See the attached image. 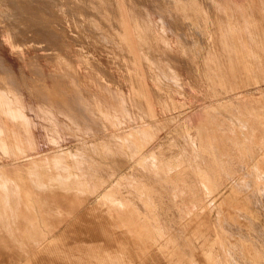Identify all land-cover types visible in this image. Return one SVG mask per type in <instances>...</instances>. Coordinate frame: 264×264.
<instances>
[{
	"label": "rangeland",
	"instance_id": "rangeland-1",
	"mask_svg": "<svg viewBox=\"0 0 264 264\" xmlns=\"http://www.w3.org/2000/svg\"><path fill=\"white\" fill-rule=\"evenodd\" d=\"M186 1L168 0L164 18L149 9L142 23L128 21L118 31L96 24L97 15L89 22L77 4L79 11L52 8L59 18L38 23L44 37H30L33 25L16 41L0 31V63L15 73L0 75L12 83L3 96L11 98L9 113L24 118L0 122L10 132L0 136V194L9 210L24 207L28 215L8 212L6 227L13 230L0 228V264H36L51 248H64L82 264H264V22L257 20L251 51L233 56L214 39L221 29L210 25L199 0ZM234 1L252 6L253 30L255 18L264 21L261 0ZM2 9L0 29L12 18ZM107 16L115 22L119 15ZM167 56L176 74L163 72ZM28 66L42 75H18ZM59 70L74 75H61V82L51 75ZM38 80L49 92L54 82L79 91L100 118L98 127L74 133L59 116L49 121L30 87ZM61 254L52 256L64 264Z\"/></svg>",
	"mask_w": 264,
	"mask_h": 264
},
{
	"label": "bare ground",
	"instance_id": "bare-ground-1",
	"mask_svg": "<svg viewBox=\"0 0 264 264\" xmlns=\"http://www.w3.org/2000/svg\"><path fill=\"white\" fill-rule=\"evenodd\" d=\"M190 1H196V0H187L186 2H190ZM48 2H52V5ZM261 5H260V8L262 9V14H263V17H264V0H261L260 1ZM49 4L51 5V9L56 6H62V5H66L68 6V9H70V12H72V8L74 7V5H81V7L83 9H81L80 7V11H82L81 13H84L85 16H87L89 22H91L92 20L95 21L96 19V15H97V18H99L96 22L99 23V26L103 27L106 29L107 26L111 27H116V30L117 28L120 30V29H127V26H128V21H131V22H136V20L139 22V23H142V20H143V16L145 17L146 15V11L147 10H152V11H156L160 14V18H164V16H166L167 14H165V8H170L169 6V3H168V0H117L115 2H111V0H0V7H2L4 9V11L9 14L12 18L10 19L9 17V22L5 23L7 25V27H2L1 26V29L0 31H5L7 34H10L9 32H12L13 33V36H14V39L16 41V36L15 34H18V36L20 35V37L18 39L21 40V36L23 35H30L31 34V29H33L32 27L34 26V30H33V35H30V37L32 36H40L41 37L45 34L44 31H40L41 30V27L38 28V23H39V26H41V23L43 22H48V16H50L52 14V17L53 15L55 14V11H54V14H53V9L52 11L48 12L47 14V9H49L48 7ZM76 5V8L77 9V6ZM199 5L203 8V14L205 13V10H206V19H208L210 21V25L213 26L215 23V27L216 29L215 30H220L219 33H216L217 36L215 35L214 39L216 41H218L219 43H225V46L227 49L231 50L232 53H236V55L234 54H230V55H233V56H237V53H242V56L244 55V53L247 52V48L249 49L250 48V51H251V44L253 41L256 42V44L258 43L257 40H256V35H258V38H259V32L261 30V28L258 26V23H257V20H259L258 22L259 23H263L264 21H262V19H256V23L254 22L255 24V28L254 30L252 29V27H250L248 25V23H250L254 17L256 16L255 15V11L253 10L252 6H250V4H246V3H240V2H236L234 0H228V1H224V0H199ZM48 6V7H46ZM169 6V7H168ZM227 6L228 8L230 9H235L236 11L234 12V14H231V13H228L224 10V7ZM47 8L46 9V13H45V10L43 8ZM174 7V6H173ZM2 9V11H3ZM73 8V10H75ZM78 10V9H77ZM84 10H86V13L83 12ZM170 10V9H169ZM250 10V11H249ZM79 11V10H78ZM74 12V11H73ZM167 12V11H166ZM27 13L26 17L25 18H22V16ZM76 13V11H75ZM74 13V14H75ZM80 13V12H79ZM165 15H163V14ZM176 13V12H175ZM186 13V12H185ZM59 14V13H58ZM73 14V15H74ZM107 14H112L114 16L116 15H119L117 16L115 22L111 21L112 19L109 18V16L106 17ZM248 14H250L251 17L253 18H250L248 16ZM172 15V14H171ZM237 15V17H236ZM239 15H242V21L243 23H240L239 19L240 16ZM39 16V17H38ZM111 16V15H110ZM149 16V15H148ZM156 16V15H155ZM169 16V15H168ZM51 17V16H50ZM49 17V18H50ZM53 18H59L58 15H54ZM115 18V17H114ZM167 18V17H166ZM171 18V17H169ZM239 18V19H238ZM152 19V18H151ZM149 18V20H151ZM264 19V18H263ZM51 20V19H50ZM149 20H146L148 21L149 23ZM254 20V21H255ZM60 21V20H59ZM167 21V20H166ZM169 21V20H168ZM167 21V22H168ZM158 22V20H157ZM53 23H55L53 21ZM61 23V22H60ZM64 23V22H63ZM101 23V25H100ZM155 23V22H154ZM164 23V22H163ZM171 23V22H170ZM179 23H180V20L178 21V27H176L175 29H179ZM187 23V22H186ZM84 24V23H83ZM137 24V22L135 23ZM161 24V23H160ZM173 24V23H172ZM208 24V23H207ZM230 24V25H229ZM5 25V26H6ZM33 25V26H32ZM50 25V23H49ZM124 25V26H123ZM141 25V24H140ZM150 25V23H149ZM189 25V24H188ZM232 25V27H231ZM47 26V24H46ZM63 26V25H61ZM85 26V25H83ZM123 26V28H122ZM142 26V25H141ZM140 26V27H141ZM166 26V25H165ZM168 26V24H167ZM170 26V25H169ZM174 26V25H173ZM183 26V24H182ZM181 26V29H183ZM209 26V25H208ZM48 27V26H47ZM161 27V26H160ZM175 27V26H174ZM258 27V28H257ZM99 28V27H98ZM112 28V27H111ZM111 28H110V31L108 32H111ZM150 28V27H149ZM171 28V27H170ZM190 28V27H189ZM56 29V27H55ZM64 29V28H63ZM62 29V31H64ZM94 29V28H93ZM133 29V28H132ZM135 29V28H134ZM187 29V27H186ZM43 30V29H42ZM45 30V29H44ZM53 30V29H51ZM61 30V29H60ZM66 30V29H65ZM129 30V29H128ZM153 30V29H152ZM167 30V29H165ZM173 29H171L170 31H172ZM31 31V32H30ZM106 31V30H105ZM118 31V30H117ZM202 31V30H201ZM30 32V34L28 33ZM46 32V31H45ZM52 32V31H51ZM60 32V31H59ZM101 32V31H100ZM126 32V31H125ZM177 32V30H176ZM11 33V34H12ZM54 33V32H52ZM103 33V32H102ZM128 33V32H127ZM178 33V32H177ZM193 33H194V30H193ZM197 33V32H196ZM64 34L66 35V31H64ZM63 34V36H64ZM112 36L113 33L111 32ZM110 34V35H111ZM121 34V33H120ZM123 34V33H122ZM126 34V33H125ZM156 34V33H155ZM195 34V33H194ZM46 35V34H45ZM69 35V34H68ZM67 35V36H68ZM91 35V33H90ZM197 35V34H196ZM4 36V35H3ZM73 36V35H71ZM177 36V35H176ZM200 36V34L198 35V37ZM29 37V38H30ZM44 37V36H43ZM66 37V36H65ZM115 37V36H114ZM135 37V36H134ZM150 37V36H149ZM187 37V36H186ZM220 37L222 38V40L220 39ZM1 38V36H0ZM4 38V37H3ZM24 38V36L22 37ZM28 38V39H29ZM39 38V37H38ZM48 38V37H47ZM61 38V37H60ZM116 38V37H115ZM133 38V37H132ZM180 38V37H179ZM200 38V37H199ZM7 39V38H6ZM10 39V38H9ZM13 41V37L11 38ZM10 39V40H11ZM42 39V38H41ZM45 39V38H44ZM69 36H68V40H69ZM150 39V38H149ZM181 39V38H180ZM2 40V39H1ZM0 40V41H1ZM40 40V39H39ZM47 40V39H46ZM72 40V37L71 39ZM12 41V42H13ZM25 41V39H24ZM146 41V40H145ZM158 41V40H157ZM53 42H56V41H53ZM84 42V41H83ZM123 42V41H122ZM135 42V41H134ZM201 42V41H200ZM202 42H204V40H202ZM201 42V43H202ZM19 43L21 44V41H19ZM22 43H23V40H22ZM26 42H24L25 44ZM52 43V42H51ZM158 43V42H157ZM156 43V44H157ZM50 44V42H49ZM62 44V43H61ZM72 44H75V40H74V43ZM150 44V43H149ZM185 44V43H184ZM239 45L240 48L239 51L236 52V49L235 51L233 50L232 51V47L233 45ZM51 45H55L54 44H51ZM57 45V43H56ZM78 45V44H77ZM129 45V44H128ZM141 45V44H140ZM159 45V43H158ZM192 45V44H191ZM218 45V44H217ZM46 46V45H45ZM61 46V45H60ZM69 46V45H68ZM113 46V45H112ZM130 46V45H129ZM148 46V45H147ZM193 46V45H192ZM213 46V45H212ZM232 46V47H231ZM2 47V46H1ZM55 47V46H54ZM66 47V45H65ZM190 47V46H189ZM214 47V46H213ZM235 47V46H234ZM47 48V47H46ZM56 48V47H55ZM60 49L59 45L56 49ZM70 48V47H69ZM135 48V47H134ZM225 48V47H224ZM8 49V48H7ZM51 49V48H50ZM58 49V50H59ZM64 49V48H63ZM66 49V48H65ZM160 49V48H159ZM216 49V47H215ZM218 49V48H217ZM262 49V48H261ZM46 50V49H45ZM48 50V49H47ZM62 50V49H61ZM172 50V49H171ZM35 51V50H34ZM84 51V50H83ZM155 51V50H154ZM153 51V52H154ZM215 51V50H214ZM219 51V50H217ZM16 52V50H15ZM27 52V51H26ZM61 51H59V54H60ZM67 52V51H66ZM80 52V51H79ZM220 52H224L223 50H221ZM25 53V52H24ZM62 55H63V52H61ZM88 53V52H87ZM152 53V52H151ZM169 53V52H168ZM18 54V53H17ZM28 54V53H27ZM48 54V53H47ZM50 54V53H49ZM66 54V53H65ZM74 54H75V50H74ZM149 54V53H148ZM213 54V53H212ZM211 52H210V56L212 55ZM221 54V53H220ZM51 55V54H50ZM68 54L64 55V56H67ZM156 55H160V54H156ZM171 57L172 55L169 54ZM203 55V54H202ZM224 55V54H223ZM91 56V54H90ZM93 56V55H92ZM152 57V55H150ZM175 56V55H174ZM201 56V55H200ZM232 56V57H233ZM33 57V56H32ZM176 57V56H175ZM174 57V58H175ZM50 58H52L50 56ZM67 58V57H66ZM83 58V57H82ZM157 58V57H156ZM159 58V57H158ZM169 57L167 56V59L165 60V62L163 61V64L165 63L166 67H164L163 65H161L162 67V70L163 72L166 71V73L170 74V75H173L175 72L173 70V68L171 67L172 65V62H171V58H170V61L168 59ZM173 58V57H172ZM177 58V57H176ZM175 58V59H176ZM69 59H71L69 57ZM218 59V58H216ZM34 60V59H33ZM65 60V59H64ZM76 60V59H75ZM84 60V59H83ZM97 60V59H96ZM220 60V59H219ZM1 61H2V58H1ZM5 61V59H4ZM17 61V60H16ZM35 61V60H34ZM67 61V60H66ZM72 62V60H69ZM91 61V60H90ZM176 61L179 62L178 58L176 59ZM36 62V61H35ZM104 62V61H103ZM158 62H160V60H158ZM174 62V61H173ZM2 63V62H1ZM0 63V75H15V73H13V69L11 70V68L9 67H6L5 65H2ZM69 63V62H68ZM96 63V62H95ZM137 63V62H136ZM175 63V62H174ZM183 63V62H182ZM182 63H180L182 65ZM188 63V62H187ZM25 64V63H24ZM74 64V63H73ZM93 64V63H92ZM104 64V63H103ZM27 65V64H26ZM75 65V64H74ZM97 65V64H96ZM185 65V64H184ZM9 66V65H8ZM14 66V65H13ZM64 66V65H63ZM6 67V68H5ZM15 67V66H14ZM21 67V62H20V66ZM29 67V66H28ZM27 67V68H28ZM41 67V66H40ZM106 67V66H105ZM156 67V66H155ZM164 67V68H163ZM174 67V66H173ZM22 68V67H21ZM63 68V67H62ZM61 68V69H62ZM79 68V67H78ZM77 68V69H78ZM96 68V67H94ZM102 68V67H101ZM184 68V67H182ZM193 67H190L189 66V69H191ZM29 70L25 71V69H20L18 72L19 74L18 75H42V71L43 69H39L38 67L36 66H31L28 68ZM15 70V69H14ZM74 70V69H72ZM160 70V69H159ZM180 70V68H179ZM186 70H187V67H186ZM192 70V69H191ZM13 71V72H12ZM102 71L103 69L101 70V74H102ZM161 71V70H160ZM188 71V70H187ZM190 71V70H189ZM17 72V71H16ZM46 72V70H45ZM80 72V71H79ZM78 72V73H79ZM104 73H106L105 71H103ZM191 72V71H190ZM44 73V72H43ZM48 72L45 73V75L47 74ZM94 73V72H93ZM17 74V73H16ZM83 74H86V73H82ZM176 74V73H175ZM51 75H74L73 73H71L70 71L68 70H59V71H55L53 72ZM87 75V74H86ZM58 76V77H59ZM25 76H23L22 78H24ZM41 77V76H40ZM174 77V76H173ZM3 78V77H2ZM7 78V77H6ZM10 78V77H9ZM36 78V77H35ZM57 78V76H56ZM63 76L59 77V80L62 82V79ZM78 78V77H76ZM84 78V77H83ZM25 80L27 79L26 77L24 78ZM23 79V80H24ZM48 79V78H47ZM58 79V78H57ZM86 79V78H85ZM84 79V80H85ZM0 80H1V77H0ZM4 80V78H3ZM17 80V79H16ZM21 80V79H20ZM41 80V79H40ZM45 80V79H44ZM79 80V78H78ZM82 80V79H81ZM80 80V81H81ZM14 81V79H13ZM58 81V80H57ZM65 81V80H64ZM68 81V80H67ZM19 82V81H18ZM21 82V81H20ZM29 82V81H28ZM50 82V81H49ZM100 82V81H99ZM14 83V82H13ZM30 83V82H29ZM33 83V82H32ZM38 83H39V80H38ZM53 83V82H51ZM15 84V83H14ZM19 84L21 83H17L16 86H18ZM22 84H27V82L25 83V81H22ZM31 84V83H30ZM46 84V81L45 83ZM48 84V82H47ZM79 84H81L79 82ZM95 84V83H94ZM97 84V83H96ZM23 85V86H24ZM92 85V83H91ZM15 86V88H16ZM29 86V85H28ZM46 86H49L46 85ZM79 86V85H78ZM102 86V85H101ZM12 87V83L10 81L6 82L5 80L4 81H0V122L4 121L5 119L7 118H12V119H17V120H24L22 114L20 115H12L10 114L9 112L10 111V108H8V103L10 102V99L7 98V97H4L3 96V90L6 89V88H10ZM19 87V86H18ZM31 89L34 87L35 89H37V95L39 97V104L44 106L45 108V111L47 110V112L45 113V116L49 121H55V119H57L59 116L60 118H62L63 122H65L69 128L71 127V131L75 133L76 132H80V133H88V132H91L92 129L98 127V123H99V117L93 112V109L89 106V102L87 99L83 98L79 91H67L66 89L64 88H61V85H59V83L57 82H54L52 84V86L50 87L51 90L50 92L48 90H45V89H41V84H33V86L31 85L30 86ZM45 87V86H44ZM26 88V87H25ZM61 88V89H60ZM28 89V88H27ZM30 89L29 92H32ZM72 89V88H71ZM70 89V90H71ZM79 89V88H78ZM16 90V89H14ZM84 90V89H83ZM22 92V91H21ZM24 93H26L24 91ZM88 93V92H87ZM113 93V92H112ZM18 94V92H17ZM34 94V93H33ZM12 95V93H11ZM22 95V94H21ZM24 97V96H23ZM29 98V97H28ZM117 98V97H115ZM24 99V98H22ZM134 99V98H133ZM94 100V99H93ZM120 100V99H119ZM135 100V99H134ZM17 101V100H15ZM100 101V100H99ZM30 102V101H29ZM119 103V102H117ZM101 104V103H100ZM110 104V103H109ZM211 104V102H210ZM139 105V104H138ZM117 105H115L116 107ZM216 106V105H215ZM123 107V106H122ZM128 107V106H126ZM11 108H12V105H11ZM118 108V107H117ZM13 109V108H12ZM43 109V108H42ZM120 109V108H119ZM126 109V108H125ZM169 109V108H168ZM25 110V109H24ZM110 110H115V109H110ZM38 111V110H37ZM50 111V112H49ZM18 113V112H17ZM26 113V112H25ZM245 113V112H244ZM2 114H4V117H2ZM129 114V113H128ZM146 114V113H145ZM11 115V116H10ZM24 115V114H23ZM125 115V113H124ZM156 115V114H155ZM104 116V115H103ZM175 116H178V115H175ZM44 117H42V119H44ZM115 117V116H114ZM133 118V117H132ZM104 120V118H103ZM131 120V119H130ZM150 120V119H149ZM156 120V119H154ZM129 121V120H128ZM46 122V121H45ZM43 122V123H45ZM62 122V121H61ZM117 122V121H116ZM146 122V121H144ZM109 123V122H108ZM50 124V122H49ZM53 125V124H52ZM57 125V124H56ZM101 126V124H100ZM110 126V125H109ZM22 127V126H21ZM75 129V130H74ZM62 131V130H61ZM93 131V130H92ZM98 131V130H97ZM108 131V130H107ZM9 131L8 130H5L1 125H0V136H9ZM110 133V132H109ZM193 133V132H192ZM93 134V133H92ZM31 135V133H30ZM89 135V134H88ZM97 135V134H96ZM113 135V134H112ZM189 135V134H188ZM192 135V134H191ZM19 137V136H18ZM94 137V136H93ZM170 137V136H169ZM168 137V138H169ZM175 137V136H174ZM31 139V138H30ZM109 139V138H108ZM3 140V139H2ZM103 140V139H102ZM167 140V139H166ZM176 141V140H175ZM180 141V140H179ZM6 142V141H5ZM162 143V142H161ZM170 143V142H169ZM181 143V142H180ZM83 144V143H82ZM190 144V143H189ZM6 145V144H5ZM166 145V144H165ZM170 145V144H169ZM176 145V144H175ZM183 145V144H182ZM191 145V144H190ZM193 145V144H192ZM7 146V145H6ZM2 147V146H1ZM20 147V145H19ZM195 147V146H194ZM213 147V146H212ZM258 147V146H257ZM8 148V147H7ZM183 148V147H182ZM185 148V147H184ZM192 148V147H191ZM204 148L205 145H204ZM211 148V147H210ZM7 150V149H6ZM182 150V149H181ZM187 150V148H186ZM192 150V149H191ZM122 151V150H121ZM183 151V150H182ZM196 152V150H194ZM207 151V150H205ZM2 152V150L0 151V153ZM55 152V151H54ZM53 152V153H54ZM174 152V150H173ZM180 152V151H179ZM212 152V150H211ZM7 153V152H6ZM185 153V152H184ZM2 154V153H1ZM10 155V154H9ZM27 154H25V157H26ZM7 156V155H6ZM1 158V156H0ZM10 160V159H9ZM5 163V162H4ZM27 163V162H26ZM134 167V166H133ZM137 168V167H136ZM135 168V170H136ZM75 174V173H74ZM70 178V177H68ZM26 180V179H25ZM66 180V179H65ZM64 181V180H63ZM3 182L1 184V187H5L6 186V181H1ZM249 182V181H248ZM40 183V182H39ZM43 183V182H42ZM28 184V182H27ZM7 187V186H6ZM11 187V186H10ZM114 187V186H113ZM259 187V186H258ZM8 188V187H7ZM39 189V188H38ZM14 190V189H13ZM35 190V189H34ZM6 192V191H5ZM39 194V192H37ZM4 195V194H3ZM9 195V194H8ZM13 195V193H12ZM33 195V194H32ZM34 196V195H33ZM40 196V195H39ZM9 197V196H8ZM38 197V196H37ZM7 198V196H6ZM12 199V198H10ZM21 200V199H20ZM6 200L2 197V193L0 194V228H3L5 229L7 232H10L11 230H13V228H7L6 225H8V222H9V218H8V212H13L12 215L18 217H23V218H28V215H27V212L25 211L24 207H22V211L18 208L14 210V209H8V206H7V201L5 202ZM44 201V200H43ZM42 201V202H43ZM20 202V201H19ZM11 204V203H10ZM19 204V203H17ZM23 205V203H21ZM26 204V203H25ZM14 205V204H13ZM27 205V204H26ZM10 206V205H9ZM12 206V204H11ZM29 206V205H28ZM14 208V207H13ZM30 208V207H29ZM87 208V207H86ZM8 209V210H7ZM33 209V208H31ZM30 209V210H31ZM72 209V208H71ZM85 209V208H84ZM90 209V208H89ZM34 211V210H32ZM49 211V210H48ZM73 211V210H72ZM29 212V211H28ZM30 214V213H29ZM48 214V212H47ZM50 215V214H49ZM30 216V215H29ZM34 216V215H33ZM3 217H5V220L3 219ZM14 219V217H13ZM32 219V218H31ZM31 221V220H30ZM60 222V221H59ZM32 223V222H31ZM12 226V225H11ZM49 226V225H48ZM235 226V225H234ZM51 228V227H50ZM240 229V228H239ZM242 229V228H241ZM52 230V229H51ZM50 231V230H49ZM1 232V231H0ZM5 233V232H4ZM40 235V234H39ZM242 235V234H241ZM45 236V235H44ZM208 238V236H207ZM263 238V237H262ZM37 239V238H36ZM75 239V238H74ZM14 240V239H12ZM46 240V239H45ZM86 240V238H85ZM169 240V239H167ZM176 240V239H175ZM32 241V240H31ZM37 241V240H35ZM39 241V240H38ZM87 241V240H86ZM184 241V240H183ZM15 242V241H14ZM91 242V241H90ZM105 242V241H104ZM133 242V241H132ZM20 243V242H19ZM34 243V242H32ZM40 242L36 243V244H39ZM44 243V242H43ZM103 243V242H102ZM134 243V242H133ZM170 243V241H169ZM181 243H182V240H181ZM180 243V244H181ZM184 243V242H183ZM24 244V243H23ZM186 244V243H185ZM184 244V245H185ZM200 244V243H199ZM202 244V243H201ZM58 245V244H57ZM19 246V245H18ZM181 246V245H180ZM186 246V245H185ZM90 247V246H89ZM184 246H181L180 248H182ZM16 248V247H15ZM20 248V247H19ZM63 248V247H62ZM185 248V247H184ZM187 248V247H186ZM213 248V247H212ZM52 249V250H51ZM51 249H48L49 252H48V255L50 257H47V254L45 253H41L38 254L39 256H43V257H40V260L39 262H37L36 264H61L60 262H58L56 260L55 257L53 256H56L59 257L58 255L62 252V257L63 260L66 261V263L64 264H82V262H84V260H75L74 258H70L71 256H68L70 254H67V251L63 248V249H59V248H51ZM45 250V249H44ZM83 250V249H82ZM177 250V248H176ZM184 250V249H182ZM186 250V249H185ZM46 251V250H45ZM61 251V252H60ZM93 251V250H92ZM188 251V250H187ZM76 252V250H75ZM181 252V251H180ZM185 252V251H184ZM86 253V252H85ZM189 253V252H188ZM42 254V255H41ZM51 254V255H50ZM98 254V253H97ZM100 254V253H99ZM180 254H183V251L180 253ZM46 255V256H45ZM53 255V256H52ZM77 255V254H76ZM91 255V254H90ZM89 255V256H90ZM187 255V254H185ZM221 255V254H220ZM81 256V255H80ZM181 256V255H180ZM184 256V255H183ZM88 257V256H87ZM60 258V257H59ZM98 258V257H97ZM181 259V258H180ZM148 260V259H147ZM216 261V260H215ZM64 262V261H63ZM94 262V261H92ZM96 262V261H95ZM94 262V263H95ZM99 263H101L100 261H98ZM187 262V261H186ZM245 262V261H244ZM93 263V264H94ZM193 263V262H192ZM242 263V262H241ZM10 264V263H8Z\"/></svg>",
	"mask_w": 264,
	"mask_h": 264
}]
</instances>
